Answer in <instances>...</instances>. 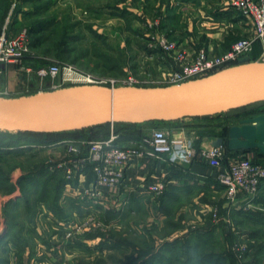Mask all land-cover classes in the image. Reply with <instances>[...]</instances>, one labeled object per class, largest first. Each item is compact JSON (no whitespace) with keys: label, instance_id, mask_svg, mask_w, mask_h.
<instances>
[{"label":"rangeland","instance_id":"1","mask_svg":"<svg viewBox=\"0 0 264 264\" xmlns=\"http://www.w3.org/2000/svg\"><path fill=\"white\" fill-rule=\"evenodd\" d=\"M13 1L19 2L21 0ZM57 1L50 0V4L46 9L31 17L40 21L53 22V27L44 35L45 42L37 49H30L42 60L75 65L77 68L98 78L106 79L109 85L110 80H114V86L121 85L127 76L139 79L140 82L159 80L167 70V64L161 62L157 54L150 58L145 51L146 47L144 49L141 45V43H144L146 46L148 43L146 34L149 31L145 27L147 21H144L142 28H140L142 36H140V43H138L139 40L136 42L133 39L125 41L123 37L134 35L135 31L133 27L131 30L130 27L126 26L129 19L123 22L122 17L118 16V13L123 12V10L114 6L119 0H91L92 8H87V1L85 2V0L80 1L79 7L75 4L77 3L76 0H59V2L61 1L60 4ZM47 2L49 1L44 0L41 5ZM224 7L227 8L225 5ZM33 9L30 8L29 12H33ZM27 19L22 16L23 23L20 24V27L26 26ZM156 19L158 18H152L148 21ZM131 21L130 19L129 23ZM72 24H74L73 29L69 28ZM66 27L68 28L67 41L63 45L65 51L61 58L55 55L54 49V51H48L47 49L50 48L51 50L53 45L65 35L63 32L64 29H67ZM154 29L159 31L158 27ZM167 38L169 39V37ZM20 70L24 71L21 68ZM26 90L27 88L15 89L10 94L23 95L21 92ZM28 91H30L29 88ZM254 107L262 108L264 106ZM184 119L190 122L193 121L189 118ZM5 135L7 134L0 133V137L4 138L3 141L8 139ZM28 147H24V152L15 155L10 152V147H6L8 152L5 149L0 150V178L5 179L4 182L0 183V220L2 219L5 225H10V205L6 207H2V205L6 199L10 200V197L13 196L10 193V188L13 187L10 180L19 178L25 173L38 171L52 158L46 150ZM62 178L60 173H56L52 177V179ZM28 188L31 190L26 196L27 199L32 201L30 205L34 204L36 206L37 202L42 200L41 195H44V200H51L54 196L52 188L55 187L53 185L49 188L50 191L47 194L42 193V187L40 188L37 185ZM17 193L21 194V191L18 189ZM223 194L222 191L220 196L214 198L204 197L207 201H202L206 203L202 209L190 206L185 212H182L178 210L180 204L177 213V210L174 211L168 206L166 216H163L161 208L151 207L148 201L145 207H141L136 211V215L125 219L121 227L119 222L115 223V225L118 224L117 227L110 226L96 217H93V220L81 219L79 224L84 223L86 225L81 226L79 233H72V237L68 238L64 233L63 240L66 241V247L71 241L74 242V239L81 241H84L85 238H87V241L95 239L96 242L101 238L103 240L105 236L106 240L112 239L114 241L113 237H116L117 241H123L122 247L116 248L111 253L105 254V256L100 255L93 260L85 261L84 264H144L151 260L154 264L156 262L158 264H264V200H261L264 199V195H261V199L258 198V202L255 200L246 201L245 199L239 210H236L234 205L238 201L230 206ZM183 205H186V202ZM38 206L41 205L38 204L36 209L34 207L33 212L37 210ZM24 210L21 211L24 212ZM156 211L158 213L154 214ZM31 214L30 218L27 219L28 215L18 210L12 213L11 217L17 219L18 226H22L24 221L23 229H31L28 230V233L23 234L24 236L17 234V239L19 240L22 237L23 244L30 245L35 242L36 236H41L38 240L44 245L41 248L42 251L52 255V260L45 262L58 264L56 261L54 262L56 258L54 254L57 253L54 247L56 241L53 245L50 244L55 230H49L50 222L43 218L37 224L32 220L33 216ZM214 215L217 216L214 217ZM25 220L27 223H25ZM25 226H28V228ZM34 227H38V229L35 230ZM45 228L49 229L44 230ZM7 229H10V227ZM38 231H41V235ZM250 231L252 233L247 234ZM94 233H97L95 237H91V234ZM8 240L10 241V235ZM46 241L49 244H46ZM234 242L239 243L243 248L236 251L233 248ZM6 251L9 253V257L10 255L11 258L13 256V262L17 263L16 260L20 258L19 254H10V249L7 246L0 247V257L5 258ZM42 251L37 248L34 254L40 252L39 257L45 256ZM82 252L87 254L86 251ZM157 253L159 258L155 256ZM71 255L72 253L67 254L66 261L70 262L77 257Z\"/></svg>","mask_w":264,"mask_h":264},{"label":"crops","instance_id":"2","mask_svg":"<svg viewBox=\"0 0 264 264\" xmlns=\"http://www.w3.org/2000/svg\"><path fill=\"white\" fill-rule=\"evenodd\" d=\"M3 1L5 4L0 0V25L9 18L8 32L14 34L19 30L20 24L23 23L22 16L24 17V12H29L32 5L28 2L18 0L19 2H17V5L19 6V10L10 17V5L13 0L12 2H10L11 0ZM76 1L77 3L75 4L79 7L80 1L82 0ZM57 2L58 4L61 3L59 0ZM85 2L87 8H92L91 0H85ZM114 6L123 10L122 13H118V16L122 17L123 22H126L128 19L129 22L130 19L132 20L131 23L126 22V26L130 27L131 30L133 27L135 33L129 37L127 36L128 38L126 35L124 37L122 36L125 38V41L133 39L136 42L139 40L138 43H140V28H142L143 22L152 18H158L160 19V26L158 27L159 31L167 35L169 40L174 41L178 48L189 56H194L199 51H207L208 53L214 54L221 53L229 48L235 40L249 37L253 34L251 24L235 11L225 8L223 0H119ZM133 22L134 24L132 25ZM141 45H143V48L145 49L144 43H141ZM257 52L259 54L262 52L259 46L253 48V50L244 55L243 58H249L250 54H256ZM1 66L0 89L3 91L2 96L4 97L19 96L20 94H10L13 93L12 90L15 89L20 90L27 88L26 91H28L29 88L30 91L28 92H31L35 90L37 91L40 87L50 85L49 77L48 80L46 77H38L34 71L31 73L21 71L20 66L18 67L17 63H3ZM42 82H44L43 84L45 85H43ZM26 91L21 92V94L28 93ZM192 125H194V121L190 122L184 120L183 123L179 125H173L170 128H162L169 129L172 131L171 134L173 137H178L180 135H187L190 131L194 130ZM150 128V126L142 128L144 131L142 130L140 138L145 135ZM204 137L206 136H203L197 144L195 141L197 149L200 145L204 146L212 143L214 139V137ZM134 140L137 139L130 138L124 140L122 143L124 144ZM42 149L49 152L50 156L53 158H51L50 161L54 164L61 161L65 153V147L61 144H54L49 147L41 148V150ZM85 150V146H82V153H84ZM247 154L252 160L257 159L255 151H248ZM44 166L50 173H60V176L63 177V183L60 186V193L57 197L56 204L58 209H60V212H62V216L59 217L56 215L55 211L48 206L49 203L40 200L37 202L36 206L38 204L41 206H38V211L35 210V212H33L32 220L37 224L39 220L41 221L44 219L47 222L49 221L50 229L45 228L44 230H55V234L52 232L54 235L50 244L53 245L56 241L54 247L57 253L54 254L56 255V258L53 260L58 264H84L85 261L93 260L100 255L105 256V254H109L116 248L123 246V241H117L118 239H115L116 237H113V241L112 239L106 240L107 238L104 236L103 240L101 238L96 242L95 239L90 241H87V238H85L84 241L74 239L75 241H71L66 247V241L63 240L64 233H66L72 226L79 224L81 219H86L88 216L96 217L110 226L113 225L117 227L118 224L115 225V223L119 222L121 227L125 219L136 215V211L141 207H145L148 201L151 207L154 206L155 209L161 208L163 216H166L169 209L167 208L168 206L176 211L181 204L178 210L182 212H185L190 206L202 209V207H205L206 205V203H203L202 201H207L204 197L210 196L211 198H214L220 196L223 191L215 179L217 169L208 166L205 161H202L197 157L188 163L180 165L169 164L165 160L135 159L125 171L123 184L117 188L102 187L101 190L104 195V202H102V204L94 205L90 200L79 199L76 197L73 190L65 187L66 179L60 169L51 171L47 168L46 164H44ZM17 179L18 177L10 180L13 186L10 193H12L13 196L10 197V200L6 199L2 205V207H6V205L10 204V201L13 200L12 202H15L16 209L10 210V219L12 213H15L17 210L27 215L26 210H24V212L21 211L24 209V201L23 199H18V196H21V194L17 193L19 189L16 183ZM90 179L91 173L88 172L84 183L87 184ZM159 179L165 180V190L158 197H154L147 191L146 186L149 183H155ZM42 181L43 179L39 182L37 181L38 183L36 182L35 184L41 186L43 184ZM53 181L54 180L51 179L50 184H53ZM77 183L78 181L76 178L73 184L76 185ZM244 200L245 198L240 196L237 204L233 207L236 208V210H239V207L245 202ZM185 202L186 205H183ZM36 206H34L35 209ZM178 210L176 211L177 213L179 212ZM157 213L158 212L156 211L154 214ZM28 218L29 217H27V219ZM15 223H17L16 226L13 225L14 227L12 228L10 225V229H7L9 228L8 225H5L2 222V219L0 220V247L3 248V246H7V248L10 249V254H19L20 261L16 260L17 263L13 262V256L12 258L11 255L9 257V253L6 251L5 258L0 257V264H18V262L19 264H49L45 261L52 260V255L42 251L41 248L44 247V245L38 240L41 236H36L35 242L30 245L23 244V238L21 237L19 241L20 244H22L21 246L18 244V241L15 242V240L12 239V235L15 233L24 236L23 234L28 233L31 230L23 229V226L25 225L24 221L22 226H18L19 223L17 219H15ZM25 223H27L26 220ZM25 227L28 228V226ZM34 228L32 229L33 231ZM37 229L38 227L35 228V230ZM251 233L252 231H250V233L247 232V234ZM39 234L41 235V231ZM9 235L10 241L8 240ZM46 244L49 243L46 241ZM37 248L44 252L45 256L43 255L39 257L40 252L34 254ZM82 251H86L87 254H84ZM68 253H72V257L73 255L77 257L68 262L66 261ZM78 256L80 257L78 258ZM44 257L45 259H43Z\"/></svg>","mask_w":264,"mask_h":264},{"label":"built area","instance_id":"3","mask_svg":"<svg viewBox=\"0 0 264 264\" xmlns=\"http://www.w3.org/2000/svg\"><path fill=\"white\" fill-rule=\"evenodd\" d=\"M223 4L239 13L251 24L253 28L251 36L237 39L222 53L199 51L194 56H189L164 33L154 29L159 27V19L147 21L145 27L149 32L146 34L148 43L145 51L150 58L157 54L161 61L167 64V70L159 80L140 82L139 79L127 76L121 85H172L201 77L233 65L231 63L235 61L238 63L239 59L252 50L255 41H259L262 47L261 54L255 60H264V0H223ZM16 5L17 1H13L10 5V17ZM8 29L9 18L0 25V74L3 63L20 64L31 52L27 28L21 26L14 34H10ZM20 68L27 73L33 71L31 67L22 64ZM34 72L40 78L49 77L50 89L73 84L107 85L106 79L98 78L72 64L53 62L37 68ZM114 82L110 80L108 86H114ZM42 90L45 89L40 87L37 91ZM2 93L0 89V96ZM171 132L166 128L151 127L141 138L123 144L118 142L117 135L111 131L109 137L104 139L87 141L64 139L50 145L32 144L30 147L41 149L54 144L63 145L65 153L61 161L54 164L49 160L46 163L47 168L51 171L60 169L66 179L65 187L73 190L79 199L90 200L94 205L104 202L102 187L117 188L123 184L125 171L135 159L165 160L169 164L180 165L197 157L205 161L208 166L217 169L215 179L230 206L234 205L240 196L246 201L258 197L260 185L264 181V162L252 160L247 152L231 154L225 143L217 146L209 143L200 145L197 149L195 130L178 137H173ZM82 146L86 149L84 153ZM88 172L91 173V179L86 184L84 181ZM76 178L78 183L74 185ZM165 186V180L159 179L155 183L147 184L146 189L154 197H158L165 190ZM92 218L88 216L86 219L93 220ZM84 225L86 224L80 223L72 226L66 232V237H72V233H79L81 226ZM233 248L238 251L243 247L234 242Z\"/></svg>","mask_w":264,"mask_h":264},{"label":"water","instance_id":"4","mask_svg":"<svg viewBox=\"0 0 264 264\" xmlns=\"http://www.w3.org/2000/svg\"><path fill=\"white\" fill-rule=\"evenodd\" d=\"M264 101V60L238 63L178 84H73L14 97L0 96V130L59 132L112 122L143 123L204 117ZM229 151L264 156V112L228 127Z\"/></svg>","mask_w":264,"mask_h":264},{"label":"trees","instance_id":"5","mask_svg":"<svg viewBox=\"0 0 264 264\" xmlns=\"http://www.w3.org/2000/svg\"><path fill=\"white\" fill-rule=\"evenodd\" d=\"M44 0H25L24 2H28L29 4L32 5V8H34L33 12H24V18H31L32 16H36L39 12H41L43 9H46L49 4V2L44 3L41 5V2ZM46 1V0H45ZM2 2L5 4V2L2 0ZM10 5V4H9ZM4 6V5H3ZM19 10V6L16 5L12 16L14 13H16ZM37 18V17H36ZM28 20V19H27ZM73 25H70L69 28L73 29ZM28 30L29 37H30V49H37L41 44L45 42V33L48 32V30L53 27V22L52 21H40L38 19H29L26 26ZM67 28V27H66ZM67 29H64V36L53 45L52 49L48 48V51H54L55 50V55L60 56L61 58L63 57L65 49L63 48L64 43L67 41ZM236 41V40H235ZM261 48L262 47L259 41H255L253 43V48L257 47ZM146 47V46H145ZM230 47V46H229ZM252 48V50H253ZM54 49V50H53ZM229 49V48H227ZM226 49V50H227ZM46 50V51H47ZM251 50V51H252ZM250 51V52H251ZM224 52V51H223ZM222 53V52H221ZM260 53V51H259ZM258 52L256 54L252 53L250 54L249 58L250 60H255L259 57ZM53 62L50 61H45L39 58L37 55H35L32 50L30 53H28L21 61L20 64H17L19 67L21 64L24 66H29L35 71L37 68L41 66H46L49 65ZM237 61L231 63V64H236ZM48 79V77H46ZM49 80V79H48ZM109 85V84H107ZM43 89L48 90L50 89L49 85L48 86H43ZM35 91L28 92L26 94L34 93ZM264 106V101L260 102H255L240 108L236 109H231L229 111H225L219 114H215L212 116H204V117H191L189 118L190 120H193L195 123L192 125V128L195 130L197 134V140L196 144L200 142L201 138L203 136L206 137H223L226 138L227 136V130L228 127L232 124H235L238 122L239 119L244 118V117H250L255 114H260L264 112V107L262 108H255L254 106ZM185 119H179L175 121H149V122H143V123H124V122H108L100 125H94L90 127H85L82 129H77V130H67V131H59V132H31V131H16V132H10V131H3L0 130V133L3 132L8 139L3 141L4 138L0 137V150H8L6 147H10V152L15 155L21 152H24L23 149L24 147H27L32 144H44V145H50L53 143H56L58 141L64 140V139H76V140H92V139H100V138H108L110 135V132L112 131L114 134L117 135L118 137V142L122 143L124 140H128L130 138L132 139H138L140 138V135L142 133V128L150 126V127H166L170 128L173 125H179L183 123ZM201 122V123H200ZM144 131V130H143ZM24 146V147H21ZM28 147V148H29ZM228 150V149H227ZM255 151L257 154V159L255 160L256 162L263 163L264 162V156L258 151V150H252ZM8 152V151H7ZM230 153L231 151L228 150ZM235 154L237 152H231V154ZM56 173H50L45 166H42L41 168L38 169V171L32 173H25L24 175L20 176L16 183L21 191V196L18 198L19 200L24 201L23 208L27 211L26 214L28 215L27 217L30 218V214L33 216V209H34V204L30 205L31 199H27V194H29L30 190L28 187L29 186H35L36 182L40 181L43 179V184L39 186L40 188L42 187V193H48L50 191V187L53 185L55 188H52L54 191V196L52 197L51 200H44V195H41L42 200L46 201L49 203V207L55 211V214L58 215L59 217L62 216V212H60V209L57 207V197L60 193V186L63 183V179H53V184H50V180L52 177H54ZM38 178H37V177ZM42 176V177H39ZM5 179L0 178V183L4 182ZM37 182V183H38ZM12 186V185H11ZM38 186V185H37ZM13 189V187H12ZM10 188V192L12 191ZM260 195V197H259ZM255 199V201H259L261 199V195H264V181L260 185V192ZM26 196V197H25ZM259 198V199H258ZM16 200V199H15ZM262 201L264 199H261ZM13 201V200H12ZM10 201V210H15V202L13 203ZM6 205V206H8ZM31 216V217H32ZM28 218V219H29ZM10 225L13 228L14 226L17 225L15 223V219L11 217L10 219ZM10 225H8L10 227ZM14 225V226H13ZM97 233L91 234V237H95ZM18 235L17 233L12 235V239L15 240V242H19L17 239ZM17 244V243H16ZM20 246V242L18 243ZM157 258H159L158 253L155 255ZM153 258H155L153 256ZM231 258V262H232ZM144 264H154L153 261H147ZM155 264H158L157 262Z\"/></svg>","mask_w":264,"mask_h":264}]
</instances>
